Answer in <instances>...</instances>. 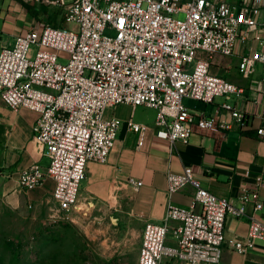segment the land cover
Listing matches in <instances>:
<instances>
[{
	"label": "built area",
	"instance_id": "2783aa9c",
	"mask_svg": "<svg viewBox=\"0 0 264 264\" xmlns=\"http://www.w3.org/2000/svg\"><path fill=\"white\" fill-rule=\"evenodd\" d=\"M60 9V24L35 25L0 51V98L11 108L37 112L33 141L43 165L20 173L24 189L54 180L52 200L61 211L83 210L81 187L90 162L106 163L124 123L139 134L148 125L123 121L107 111L120 104L156 111V136L171 145L201 131L245 129L250 117L229 102L244 89L213 71L226 57L238 70L264 76V0H23ZM231 120L191 109L185 98L212 103ZM257 133L264 135V113ZM141 186L142 181L130 178ZM187 185L191 206L172 196ZM242 200L261 208L264 174ZM168 201L161 222L146 221L137 264H221L225 246L239 253L264 242V223L249 216L245 236H228V214L246 216L244 206L203 184L191 165L167 173ZM199 206V209L196 208ZM172 236L173 242L168 238Z\"/></svg>",
	"mask_w": 264,
	"mask_h": 264
},
{
	"label": "crops",
	"instance_id": "0c3cea01",
	"mask_svg": "<svg viewBox=\"0 0 264 264\" xmlns=\"http://www.w3.org/2000/svg\"><path fill=\"white\" fill-rule=\"evenodd\" d=\"M60 20V12L58 18H51L48 13L40 14L37 4L0 0V51L4 46H13L16 36L31 27L44 23L60 24ZM238 62L236 56L226 57L212 68L244 89L242 97L228 99L250 117V125L244 130L235 127L201 131L195 133L189 142L171 145L156 136L155 110L144 106L134 109L128 104L108 109V116H117L124 122L133 117L135 121L148 125V129L143 135L142 146L138 147L139 134L130 131L124 123L109 160L88 164L81 187L83 209L86 204L92 207L105 203L113 205L126 199L131 203L130 214L137 219L142 233L146 221L161 222L163 219L169 198V169L181 172L186 165H191L212 192L230 199L238 207H245L247 215L244 217L227 215L225 230L228 236H245L249 216L264 223V186L260 188L261 208H256L253 200L244 202L241 198L244 187L253 189L256 176L264 174V135L257 133L260 115L264 113V76L260 67L250 76L242 75ZM225 100L219 97L212 103L196 100L184 103L191 109L231 120L230 113L219 107ZM145 109L151 112V116H140L139 111ZM37 116V112L28 108L15 110L0 98V198L15 209L39 207L52 200L53 179L47 178L41 186L31 189L22 188L19 180L22 170L33 163H48L33 141ZM130 178L141 180L142 185H132ZM194 194V188L187 185L174 193L172 199L179 205L191 206ZM168 242H173L172 236ZM168 264L181 263L169 261ZM221 264H264V242H258L244 253L225 246Z\"/></svg>",
	"mask_w": 264,
	"mask_h": 264
},
{
	"label": "rangeland",
	"instance_id": "374dc122",
	"mask_svg": "<svg viewBox=\"0 0 264 264\" xmlns=\"http://www.w3.org/2000/svg\"><path fill=\"white\" fill-rule=\"evenodd\" d=\"M37 6L51 18L61 11ZM130 208L125 199L72 212L53 200L15 209L0 198V264H137L142 233Z\"/></svg>",
	"mask_w": 264,
	"mask_h": 264
}]
</instances>
